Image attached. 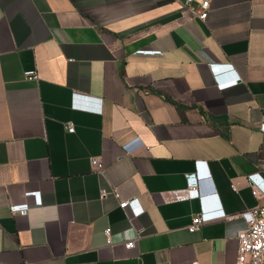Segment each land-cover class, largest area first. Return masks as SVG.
<instances>
[{
    "label": "crops",
    "instance_id": "1",
    "mask_svg": "<svg viewBox=\"0 0 264 264\" xmlns=\"http://www.w3.org/2000/svg\"><path fill=\"white\" fill-rule=\"evenodd\" d=\"M262 124L264 0H0V264H234Z\"/></svg>",
    "mask_w": 264,
    "mask_h": 264
},
{
    "label": "built area",
    "instance_id": "2",
    "mask_svg": "<svg viewBox=\"0 0 264 264\" xmlns=\"http://www.w3.org/2000/svg\"><path fill=\"white\" fill-rule=\"evenodd\" d=\"M181 5L186 9L191 15L204 19L208 14L209 0H181ZM24 75L29 78H37L38 75L34 69H25ZM216 83L220 87H225L236 83L239 80V75H236L235 78L227 80L224 82L217 81ZM75 95V94H74ZM98 99V98H97ZM100 101V99H99ZM78 108L86 110H96L101 112L102 107L99 105L96 108L89 107L87 105H77ZM264 127V124H262ZM74 126L70 125L67 127L68 132H72ZM91 163L94 169L101 170V161L97 156L91 157ZM187 174V195L188 197H194L198 195V190L193 186L194 175L193 173ZM251 177L255 180L254 186L256 188H261L264 192V185H262L260 178L251 174ZM107 193V189L102 188L100 190V195L104 196ZM34 194V204L41 203L40 192L36 191ZM137 200L135 197L128 199H123L119 201L120 207L131 206L133 203H136ZM31 205L25 204L21 207H18L16 210L19 213L25 214L28 212V209ZM133 215H138L141 211V207H133ZM242 219L245 222V227L237 233V248H236V259L234 264H264V204L255 205L253 207L246 208L239 213ZM228 215L222 208H217L216 210L207 211L205 208H200V210L192 216L191 222L188 225L190 230L199 229L200 225L206 221L216 217H227ZM142 229H137L136 235L134 237H128L123 240V243L126 247H132L135 245L136 239L140 236ZM104 233L106 235V240L108 243H114L112 238V231L109 226L104 228Z\"/></svg>",
    "mask_w": 264,
    "mask_h": 264
},
{
    "label": "water",
    "instance_id": "3",
    "mask_svg": "<svg viewBox=\"0 0 264 264\" xmlns=\"http://www.w3.org/2000/svg\"><path fill=\"white\" fill-rule=\"evenodd\" d=\"M208 197L206 196V198L205 199H207Z\"/></svg>",
    "mask_w": 264,
    "mask_h": 264
}]
</instances>
